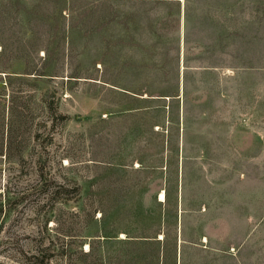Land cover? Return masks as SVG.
<instances>
[{
    "label": "rangeland",
    "instance_id": "1",
    "mask_svg": "<svg viewBox=\"0 0 264 264\" xmlns=\"http://www.w3.org/2000/svg\"><path fill=\"white\" fill-rule=\"evenodd\" d=\"M0 264H264V0H0Z\"/></svg>",
    "mask_w": 264,
    "mask_h": 264
},
{
    "label": "bare ground",
    "instance_id": "2",
    "mask_svg": "<svg viewBox=\"0 0 264 264\" xmlns=\"http://www.w3.org/2000/svg\"><path fill=\"white\" fill-rule=\"evenodd\" d=\"M160 195H161V199H164L165 198L164 193H161Z\"/></svg>",
    "mask_w": 264,
    "mask_h": 264
}]
</instances>
